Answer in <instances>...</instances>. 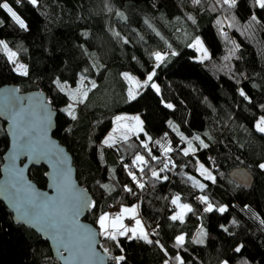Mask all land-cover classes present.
I'll return each instance as SVG.
<instances>
[{
  "label": "trees",
  "instance_id": "trees-1",
  "mask_svg": "<svg viewBox=\"0 0 264 264\" xmlns=\"http://www.w3.org/2000/svg\"><path fill=\"white\" fill-rule=\"evenodd\" d=\"M8 2L28 30L20 29L0 9L4 20L0 40L17 52L15 59L25 62L28 75L17 72V64L0 47V84L14 82L22 90L47 92L57 109L54 134L71 151L78 180L93 195L95 207L86 219L98 225L101 214L114 216L123 204L136 203L149 238L164 246L169 264H176V254L185 264H264V170L259 168L264 162V134L254 127L264 115V10L255 0H237L234 8L222 5V0H201L200 4L193 0H40L39 7L28 0ZM197 37L209 51L210 58L203 62L190 47ZM156 50L165 53L158 68ZM125 70L141 77L155 70L153 82H158L160 92L141 88L136 100L130 101ZM81 75L88 77L83 86ZM90 81H95V88ZM77 89L74 102L70 93ZM241 90L249 99L240 95ZM83 91L88 96L79 103ZM169 103L174 107L167 108ZM69 104L74 105L75 120L64 111ZM120 112L141 114L144 132L152 137L149 147L160 160L163 146L171 142L174 151L169 155L175 167L161 173L169 177L167 181L151 177L146 168L141 190L124 168L136 154L147 158L140 144L147 140L144 133L139 138L130 133L127 143L118 142L115 147L102 143ZM169 121L189 138L200 135L210 147L183 156L180 149L186 144ZM157 140L160 145L154 143ZM9 142L0 118V166ZM197 160L212 170L215 183L199 174ZM149 163L157 171L162 167L159 160ZM238 164L253 171L251 187L231 178L229 171ZM45 169V165H33L29 170L43 187ZM135 172L141 175L138 168ZM188 177L206 188L194 187ZM125 185L136 194L124 191ZM176 195L194 209L183 223L170 220L178 209L171 204ZM201 195L208 196L212 212L204 211L206 205L197 199ZM220 207L226 211L219 212ZM153 231L158 234L151 235ZM180 234L186 237L183 248L175 244ZM198 239L204 242L196 243ZM118 240L120 247L103 236L101 243L111 256L124 255L122 264H164L165 253L159 245L138 238ZM0 264H59L48 240L16 223L1 199Z\"/></svg>",
  "mask_w": 264,
  "mask_h": 264
},
{
  "label": "snow or ice",
  "instance_id": "snow-or-ice-1",
  "mask_svg": "<svg viewBox=\"0 0 264 264\" xmlns=\"http://www.w3.org/2000/svg\"><path fill=\"white\" fill-rule=\"evenodd\" d=\"M22 0H15L16 4H20ZM28 3L33 5L34 7H39L40 0H28ZM193 3L200 4L201 0H193ZM217 3H220V0H217ZM237 4V0H222V5H227L228 8H234ZM255 4L258 6L259 9L264 10V0H255ZM0 9L4 10L11 18V20L20 28L25 31L28 30V25L25 22L24 19L17 13V11L14 10L12 5L8 2V0H0ZM111 11V9H109ZM118 15L123 16V13H119ZM191 18V17H190ZM253 21H257V17L255 15L252 16ZM193 22H195L193 20ZM258 22V21H257ZM219 24L220 21H217ZM4 25V20L0 18V26ZM231 27V25H229ZM119 33H116V36L119 37ZM225 37L227 36L226 33H224ZM125 43L128 41L125 40ZM0 47L4 50V52L7 53L9 61H11L13 64H16V57L17 52L12 51L9 48V45L3 41L0 40ZM190 47H193L197 49V51L202 52L203 55L199 58L201 62H203L206 59H209L208 51L204 47L202 41L197 37L194 40V43L190 45ZM172 55H175V53H172ZM155 59L159 62H163L165 59L164 54L161 52H155L154 53ZM155 67H160V64L158 63ZM17 72H19L23 76L28 75L27 67L24 64H19L18 67L15 69ZM88 69L85 68L84 72L87 73ZM124 78L128 81H130L135 87L128 89V99L130 101H134L137 98V95L139 94V89L141 88H152L157 93L160 92L159 86L153 82V78L156 76V71L153 70L149 72L146 76V78L141 82L137 78L129 75L128 73H124ZM88 77L85 75H81L80 77V84L81 86L84 85V81L87 80ZM56 83L60 85V82L57 80ZM91 87L95 88L96 83L95 81H90ZM60 90L64 91V85H60ZM79 89L73 91L70 93L71 99L74 102H77V92ZM240 95L244 96L245 99H249L244 93L243 90L240 91ZM88 96L87 91H83L82 96L79 99V103H83L84 99H86ZM166 107L171 109L174 106L172 104H166ZM9 111H11V108H9ZM65 112L73 119H76V115L74 112V105L69 104L67 108L64 109ZM14 119L18 120L19 117L13 113ZM135 121V124L131 127L127 128V131H124L120 125L121 121ZM115 122L117 127L113 128L112 132H120L119 136H114L113 134H109L102 143L108 147H115L118 142L127 143L128 140L131 138L129 133L131 135H135L137 138H139L140 133H144L145 136H147V133L144 132L143 129V121H141L139 116H123V115H117L115 117ZM169 125L173 128L174 131H176L177 135L180 137V140L186 144V147H183L180 149V152L183 156H194L199 149H207L210 147L209 143H206L204 139L201 138L200 135H195L192 138H189L185 136L183 133H181L178 129V126L173 125L171 121L168 122ZM255 129L261 133L264 134V116H261L259 120L254 125ZM207 135V134H206ZM167 136V133H165V137ZM194 141H198V144L194 145ZM149 142H152V137L147 136V140H141L140 144L143 147V149L146 150L147 158L145 155L136 154L134 159L131 162V167L138 168L139 173L141 174L139 177L136 174V172L130 170V166L125 164L124 168L127 171V174L129 177H131V180L134 182L135 186L141 190L145 188V182L143 181L142 177L145 173V169L147 168L150 171L151 177L157 179V180H163L167 181L169 177L167 175H161V173L169 170L170 166L175 167V164L173 163L171 156L169 155L174 151V149L171 147V142L167 146H163V153H164V160H160V158L156 155L152 154V149L149 147ZM157 145H160L161 142L159 140L154 142ZM31 153L35 157H39L41 155H47V149L43 146H37L35 142L32 140L31 136L27 133V131H19L18 135V144L17 149L13 157V164L15 163V158L21 155H28ZM158 161L162 164V167L159 169V171L153 169L150 167L149 161ZM198 168L197 171L199 174L207 181H211L212 183L216 182V177L212 174V170L208 167H205L203 163H200L197 160ZM54 174H53V185L57 188L58 191L65 190L64 186V171L63 166L60 161H57V164L54 166ZM259 168L264 170V163L259 164ZM189 180L193 181V186L198 187L201 191H203L206 188V184L200 182L195 177H188ZM104 188H108V185H102ZM124 191L131 193L135 195L136 193L133 191L132 187H128L127 185L124 186ZM197 199L204 203L206 207L204 208L205 212H212L214 210V206L211 202H209L207 195H201L197 197ZM181 197L180 195H176L172 200L171 204L174 206H177L179 208V211L175 212L170 216L171 221H179L180 223L184 222L185 215L187 213L194 212V209L190 204L181 203ZM49 207L48 204V198L41 195L39 199H31L27 201L26 210L21 209V219H25L26 217H31L33 219L39 220L42 222L45 227H47L49 230L53 233V238L58 241L63 251H66L69 253V258L79 261H104L106 259H110L114 261V264H122V262L125 261L124 255H117V256H111L109 248L103 247V253L104 255H101L99 252L95 250V246L98 243L96 240L97 235H102L106 240H111L116 243L117 247H120L118 237H127L129 239H143L149 244L155 243L160 246L161 250L165 253V260L164 264H169V258L167 250L164 249V246L160 244L159 240H152L149 238V232L146 230L145 226L143 225L142 221L137 218L138 216V207L132 206V207H122L119 213H117L115 216H112L109 213H103L98 218V225L100 228V232L96 233L93 232V230L88 229L86 226H76L75 221L76 218L80 215V213L85 210L88 207H95V204L93 202L87 201L83 197L75 198V197H69L65 195V198L63 200H60L57 204L51 205L52 210L51 211H43L42 209H46ZM219 212L223 213L226 211V207H220L217 209ZM130 218L134 220L135 226L129 227L124 224L125 218ZM261 223H264V220H261ZM226 230V229H225ZM131 234V235H129ZM158 233L153 231L151 235L155 236ZM186 237L184 234L177 235L175 237V244L177 248H183L185 244ZM196 243H203V239H198L195 241ZM123 249L121 248V251ZM236 251H240L239 248L236 249ZM63 254V253H62ZM173 259L176 261V264H185V261L183 257H181L179 254H176ZM224 264H227V261L224 262Z\"/></svg>",
  "mask_w": 264,
  "mask_h": 264
},
{
  "label": "water",
  "instance_id": "water-1",
  "mask_svg": "<svg viewBox=\"0 0 264 264\" xmlns=\"http://www.w3.org/2000/svg\"><path fill=\"white\" fill-rule=\"evenodd\" d=\"M11 108V111H9ZM13 113L19 119L15 120ZM57 109L49 100L47 92L42 88H30L22 90L14 82L0 84V118L5 122V129L10 140L5 149L0 166V199L12 212L16 223L27 225L40 234L51 246L53 256L59 264H109L110 259L104 261H79L69 258V253L63 251L60 244L53 238V233L39 220L31 217L21 219V209L26 210L27 201L39 199L41 195L48 198L49 207L43 211H51V205L69 197H83L89 202H94L91 190L83 185L77 177V169L74 158L66 144L58 138L54 131L57 123ZM27 131L37 146L47 149V155L39 157L21 155L13 157L17 149L19 131ZM60 161L64 171L65 190L58 191L53 185L54 165ZM33 165H45L46 185L40 186L30 176V168ZM231 178L241 185L249 188L253 185L254 173L244 165L238 164L230 171ZM92 207L83 210L76 218V226H86L93 232H100L99 226L88 221L86 216ZM98 243L95 250L103 253L102 235H97ZM63 253V254H62ZM111 255V253H110Z\"/></svg>",
  "mask_w": 264,
  "mask_h": 264
},
{
  "label": "rangeland",
  "instance_id": "rangeland-1",
  "mask_svg": "<svg viewBox=\"0 0 264 264\" xmlns=\"http://www.w3.org/2000/svg\"><path fill=\"white\" fill-rule=\"evenodd\" d=\"M201 41H202V39L200 38V37H198ZM192 43H194V41L192 42ZM191 43V44H192ZM202 43H203V41H202ZM203 45H204V43H203ZM204 47L207 49V47H206V45H204ZM196 50V58L197 59H199L202 55H203V53L202 52H199V51H197V49H195ZM207 51H208V49H207ZM156 52H161V51H159V50H156ZM162 54H164V56H165V53L164 52H161ZM208 55H209V51H208ZM154 58H155V56H154ZM200 60V59H199ZM155 61H156V64L159 62V61H157L156 59H155ZM24 64V65H26L25 64V62L24 61H22V60H19V59H17V66L19 65V64ZM124 73H128L129 75H131V76H133V77H135V78H137L138 80H140L141 82H143V80L146 78V76L145 77H141L140 75H138L137 73H135V72H133V71H131V70H125V72ZM148 74V73H147ZM128 81V80H127ZM129 82V87H128V89L129 88H134L135 86L130 82V81H128ZM154 83H156L157 85H158V82L157 81H154ZM140 90V89H139ZM140 92V91H139ZM117 115H123V116H128V117H132V115H135V116H139L140 117V119H141V121H142V116H141V114L138 112L137 114L136 113H129V112H120V113H118ZM116 115V116H117ZM264 116V115H263ZM259 120V119H258ZM113 127L110 129V131L107 133V136L111 133V134H113L114 136H119L120 135V132H116V133H113L112 132V130H113V128H115V127H117V125H116V122H115V119H114V122H113ZM135 124V121H131V120H128V121H121L120 122V125H121V127H122V129L124 130V131H127V128L128 127H131V126H133ZM130 134V133H129ZM264 163V162H263ZM206 167V166H205ZM132 206H137V204L136 203H131V204H123L122 205V207H132ZM121 207V208H122ZM121 209H118L117 210V212L119 213V211H120ZM177 211H179V208L175 211V212H177ZM115 216V215H114ZM127 218V217H126ZM125 218V219H126ZM124 219V224L125 225H127V226H129V227H134L135 226V223H132V224H127L126 223V220ZM132 222H134V221H132Z\"/></svg>",
  "mask_w": 264,
  "mask_h": 264
},
{
  "label": "built area",
  "instance_id": "built-area-1",
  "mask_svg": "<svg viewBox=\"0 0 264 264\" xmlns=\"http://www.w3.org/2000/svg\"><path fill=\"white\" fill-rule=\"evenodd\" d=\"M165 159V157L163 156L162 157V160H164ZM172 159V161H173V158H171ZM171 167V166H170ZM130 170L131 171H134L135 172V167H131V165H130ZM140 175H138V177H139ZM142 179H143V177H142ZM127 222H132V221H134V220H132V219H130V218H126L125 219Z\"/></svg>",
  "mask_w": 264,
  "mask_h": 264
},
{
  "label": "crops",
  "instance_id": "crops-1",
  "mask_svg": "<svg viewBox=\"0 0 264 264\" xmlns=\"http://www.w3.org/2000/svg\"><path fill=\"white\" fill-rule=\"evenodd\" d=\"M132 116H135V115H132ZM137 218L140 219V220L142 221L143 225L145 226V228H146V230H147V227H146V225H145V223H144V220H142L141 217H140L139 215L137 216ZM134 223H135V222H134ZM130 224H132V223H130Z\"/></svg>",
  "mask_w": 264,
  "mask_h": 264
}]
</instances>
